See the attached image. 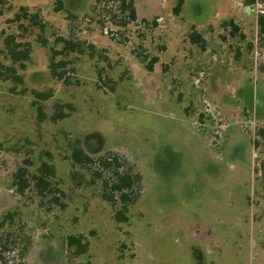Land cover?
Masks as SVG:
<instances>
[{"label":"rangeland","instance_id":"374dc122","mask_svg":"<svg viewBox=\"0 0 264 264\" xmlns=\"http://www.w3.org/2000/svg\"><path fill=\"white\" fill-rule=\"evenodd\" d=\"M248 1L183 0L175 16L179 0H136L138 21L124 29L93 13L96 0H0V223L14 214L0 227L1 242L13 235L0 264H264V144L253 147L264 127V0ZM193 26L205 50L191 43ZM18 44L25 68L9 55ZM145 57L158 58L153 72ZM78 146L141 174L127 222L104 197L112 174L76 165ZM44 162L61 192L37 191ZM21 166L24 195L13 179ZM70 236L84 237L85 254Z\"/></svg>","mask_w":264,"mask_h":264},{"label":"trees","instance_id":"16d2710c","mask_svg":"<svg viewBox=\"0 0 264 264\" xmlns=\"http://www.w3.org/2000/svg\"><path fill=\"white\" fill-rule=\"evenodd\" d=\"M256 0H249L247 4L251 5L254 4ZM96 5L93 8V13L99 12L100 15L107 14V20L116 27L124 28L126 29L129 25L134 24L138 21V13L136 9V0H96ZM183 4V0H179V4L177 7L174 8V14L175 16H179L181 13V7ZM63 9V3L60 1L56 7V11H61ZM3 15V10L0 8V17ZM146 22V21H144ZM102 23V22H101ZM104 25V23H102ZM258 24L260 27V32L264 33V15L259 16L258 18ZM225 28H232L231 35L236 36V34L239 31V26L235 24L234 21H229L224 23ZM113 31H110L111 36H117L119 32L112 33ZM1 36V34H0ZM189 39L193 45L198 46L200 49L205 50L207 46V41L205 37L197 31L195 26L192 27V31L189 34ZM63 40V39H62ZM14 42V37H10V40L8 44ZM65 42V50L69 52H81V43L73 42V41H67ZM18 48L9 49V55L12 57V59L20 63L22 65V68H25L24 62H26L29 59V50H20V44L17 45ZM142 62L145 64L146 70L149 72L154 71V66L156 63H158V58L154 57L150 60H148V57H145L142 59ZM61 65V66H60ZM64 68L66 67V63L61 62L59 65H53L52 67V74L55 78L62 80L64 78V72H58V68ZM13 78L17 80L18 82H22L21 77L13 74ZM37 97L40 99H47L49 96L39 93L37 94ZM40 115L44 117L43 113L40 112ZM65 117L64 113L57 114L54 119L59 120ZM256 139L253 141V147L254 149H260L262 145L264 144V127L260 128L257 131ZM262 154H264V148L261 151ZM72 158L74 160V163L76 165H79L81 167H85L88 165H93L98 167L101 171H107L110 172L113 176L111 181H105L104 182V189L105 192L109 190V194H104L105 199L115 205L118 201L122 203V209H119L117 213L115 214V219L117 222H127L129 217L127 215L128 207L131 205L130 203H135L140 198V192H141V181L142 176L140 173H134L132 169H129L128 171H122L124 168V163L121 161V157L119 155L108 153L106 156L100 157L98 159H95L91 157L84 149H82L80 146L75 147L73 150ZM27 163V162H26ZM28 169L25 166H21L18 168V170L14 173L13 179H14V186L16 188V191L20 195H24L25 191L30 187L31 179L28 175ZM55 175L54 167L49 165L48 163L44 162L42 163L41 167L39 168V175L33 176L35 187L37 191L42 196H48V195H54L56 193H59V189H56L52 182L50 181V178ZM95 175L97 177H102V172L95 171ZM56 196V195H55ZM53 202L56 203L61 208H65L66 204L61 202V199L59 197H52ZM7 221H14V214L8 213L2 223H6ZM2 223H0V227L2 226ZM13 235L11 234L9 237L11 238ZM6 239L5 241L0 243L3 246V250L7 251L8 246L11 245L10 240ZM22 235L17 239L21 241ZM25 243L23 247V252L21 256L28 251L30 247V242L25 237L24 238ZM15 241V242H16ZM84 237H76V236H70L68 239V244L70 246L76 247V254L82 255L85 254L88 250V243L83 242ZM22 243V244H23ZM16 244V243H15ZM4 258V257H2ZM2 264H8L7 262L3 261ZM18 264H23L22 262Z\"/></svg>","mask_w":264,"mask_h":264},{"label":"crops","instance_id":"0c3cea01","mask_svg":"<svg viewBox=\"0 0 264 264\" xmlns=\"http://www.w3.org/2000/svg\"><path fill=\"white\" fill-rule=\"evenodd\" d=\"M186 4H187V2H186ZM186 6V5H185ZM236 24V23H235ZM253 167H254V165H253V162L251 163V165H250V168H249V171H248V173L249 174H252V172H253ZM234 231H236V230H234ZM232 232H233V230H232ZM235 233H237V232H235ZM238 234V233H237Z\"/></svg>","mask_w":264,"mask_h":264},{"label":"built area","instance_id":"2783aa9c","mask_svg":"<svg viewBox=\"0 0 264 264\" xmlns=\"http://www.w3.org/2000/svg\"><path fill=\"white\" fill-rule=\"evenodd\" d=\"M256 3H257V0H256ZM262 6H263V10L261 11V14L264 15V4Z\"/></svg>","mask_w":264,"mask_h":264}]
</instances>
